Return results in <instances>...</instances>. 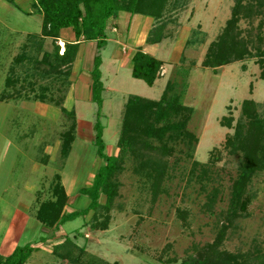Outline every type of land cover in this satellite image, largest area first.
<instances>
[{"label":"rangeland","instance_id":"rangeland-1","mask_svg":"<svg viewBox=\"0 0 264 264\" xmlns=\"http://www.w3.org/2000/svg\"><path fill=\"white\" fill-rule=\"evenodd\" d=\"M31 1H19L21 16H31L20 26L39 34L40 16L34 6L30 8ZM12 2L0 0V253L8 255L15 245L31 242L34 249L24 264H197L216 243L217 251L257 264V256L264 255V168L256 170L247 184L246 192L252 196L246 211L227 221L231 185L243 152L230 151L226 139L238 120H245V100H253L260 115L264 112V65L259 61L264 58V0H242L229 28L236 40L246 42L250 57L213 68L203 60L225 29L235 0H167L159 19L119 12L112 20L119 22V31L111 24L107 27L106 45L100 51V113L90 99L93 42L84 43L69 67H62L69 68L67 81L63 75L41 90L47 81L35 77L36 86L6 88L13 56L21 51L19 45L13 46L17 34L12 36L11 28L19 24L9 7L19 11ZM159 24L161 41L147 43V35ZM25 37L22 33L21 43ZM43 40L42 48L52 53V39ZM57 43L60 52L62 44ZM256 48L263 55H257ZM137 49L162 61L151 86L131 75L130 58ZM180 68L188 69L182 101L193 107L187 129L195 138L190 143L168 140V152L157 148L125 155L114 173L118 187L106 211L90 209L57 229L42 226L35 213L42 201L52 198L56 174L68 195L65 211L81 210L89 203L82 190L92 185L105 163L95 152L94 123L102 127L104 152L117 154L128 96L159 99L168 81L182 80ZM63 107L73 111L75 120L67 155L61 152L62 134L72 119ZM223 117L231 118V126L221 124ZM151 142L161 145L156 139ZM144 160L164 163L155 191L146 175L152 170L148 163L143 167ZM99 200L104 203L105 196ZM64 236L74 245H67L70 255L61 257L67 249L55 250V245Z\"/></svg>","mask_w":264,"mask_h":264},{"label":"trees","instance_id":"trees-1","mask_svg":"<svg viewBox=\"0 0 264 264\" xmlns=\"http://www.w3.org/2000/svg\"><path fill=\"white\" fill-rule=\"evenodd\" d=\"M14 1V0H11ZM167 0H32L31 7H35L41 16L40 33L27 34L21 43V51L17 53L9 73L5 77L6 88L20 84L36 86L33 79L45 78L46 84L41 86V90L49 89L50 85L64 75L65 81L69 73V68L63 70V66H68L74 61L78 44L80 41L94 43V55L90 74V99L97 103V112L100 113L103 85L101 81V48L106 45V29L111 24L118 26L117 22H112L119 12H126L133 15L140 13L151 16L154 19L161 18L164 4ZM260 4V1H258ZM242 0H235L232 7V15L227 20L225 29L219 34L216 41L211 42L203 60V65H210L212 68L231 60L242 59L251 53L246 47L245 41H238L229 33V28L234 25L241 7ZM112 22V23H111ZM71 27L75 36L74 41L64 42L63 52H59L57 43L60 30ZM162 24L155 26L154 30L147 35L146 42L149 44L158 43L162 39ZM50 37L53 41V51L50 53L42 48L43 39ZM43 49V50H42ZM257 49V48H256ZM257 55H263V51L257 49ZM40 55V57H39ZM131 75L134 78L142 79L151 86L162 61L137 49L131 58ZM264 65V58L259 60ZM20 70H19V68ZM41 67L40 73L38 69ZM23 72V73H22ZM179 74L182 80L168 81L159 99H151L139 95L128 96L125 102L121 129L117 141L118 153L106 154L105 144L102 139V127L96 121L94 123V143L96 154L105 160V163L96 172L92 185L82 191L87 192L90 201L83 209L65 211L68 195L64 186L56 174L55 182L51 187L52 198L46 199L39 204L35 218L42 226L48 229H57L65 221L73 219L93 209L98 212L101 208L105 211L110 207L113 197L116 195L118 183L113 179L114 173L121 169V164L125 155H141L143 149H161L168 152L171 147L169 141H187L190 143L195 137L187 129L188 122L193 113V107L183 103V95L187 88L186 77L187 68H180ZM49 84V85H48ZM4 91H7L4 89ZM244 121L238 120L235 125L233 135L227 136L226 143L231 145L230 151L242 150V160L239 162L238 173L233 180L230 190L228 206L226 209L227 221H232L239 214L244 213L251 199V193L246 192V187L252 175L258 169L264 168V112L260 115L253 100L243 102ZM63 111L71 116L70 127L62 134L61 152L67 155L74 140L75 120L72 110L63 107ZM222 125L231 126V118L223 117ZM156 139L160 146L152 145L151 140ZM146 161V162H145ZM144 160L143 167L149 164L152 172L146 175L151 176L152 190L157 189L164 173V163L160 161L147 162ZM196 163V162H194ZM141 164V163H140ZM101 195L105 196L104 203L100 202ZM212 200V195L209 196ZM95 221L97 215H93ZM96 222V223H97ZM106 219L99 221L100 226H104ZM74 245L71 238L64 236V241L55 245V250L67 245ZM34 247L30 243L16 245L8 255L0 253V264H24ZM205 252V256L197 264H250L246 259L237 260L233 254L217 251L216 243L211 245ZM70 250L61 253V257L69 256ZM264 259L263 254L257 256V264ZM193 264V263H192Z\"/></svg>","mask_w":264,"mask_h":264},{"label":"crops","instance_id":"crops-1","mask_svg":"<svg viewBox=\"0 0 264 264\" xmlns=\"http://www.w3.org/2000/svg\"><path fill=\"white\" fill-rule=\"evenodd\" d=\"M8 1H10V2H12L11 0H8ZM15 2H16V6H15V8L19 11V12H14V8H12L11 6L9 7V9L11 10V12H13L14 13V17L15 18H17V24H19V25H15V27L14 28H11L12 29V36H14V35H16V37H17V39H14L15 40V42H14V48H16L17 47V45H19V47H21V41L19 40V38L21 39V37H22V33H24L25 35H27V34H31V33H28L26 30H24V28L23 27H21L20 26V21H22V19H29L31 16H27V17H24V16H21V14L23 13V12H21L20 10H22L23 8L19 5V1L20 0H14ZM27 2V1H26ZM13 3V2H12ZM27 4V3H26ZM4 5H6V4H4ZM30 8H32V7H30ZM40 16V15H39ZM130 18V17H129ZM7 23H8V21H6ZM112 23V22H111ZM40 24H41V16H40ZM118 24H119V22H118ZM8 25H10L9 23H8ZM6 26V25H5ZM7 27H9V26H7ZM119 25L118 26H116V27H113V29L114 30H116V31H119ZM32 33H35V34H37V29H36V31L35 32H32ZM25 39V38H24ZM74 39H75V36H74V33H73V30H72V28L71 27H66V28H62L61 30H60V34H59V37H58V40H59V42L62 44V51H60V53H62L63 52V49H64V42H67V41H74ZM19 42V43H18ZM23 42V41H22ZM2 43V42H1ZM17 43V44H16ZM84 43L86 44V43H88V42H84V41H80L79 42V44H78V51H80V50H82V49H84V47H85V45H84ZM90 44H92L91 42H90ZM14 48L12 49L13 50V52L15 51L14 50ZM10 55V54H9ZM15 56V55H14ZM14 56H13V58H14ZM16 246V245H15ZM14 246V247H15ZM14 247H13V249H14ZM12 249V250H13ZM9 253H11V251L9 252ZM8 253V254H9ZM5 255V254H4Z\"/></svg>","mask_w":264,"mask_h":264}]
</instances>
